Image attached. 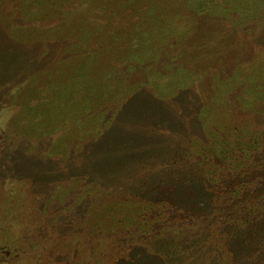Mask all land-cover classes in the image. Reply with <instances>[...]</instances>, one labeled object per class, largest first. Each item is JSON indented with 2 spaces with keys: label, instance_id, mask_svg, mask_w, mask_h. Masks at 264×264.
<instances>
[{
  "label": "trees",
  "instance_id": "16d2710c",
  "mask_svg": "<svg viewBox=\"0 0 264 264\" xmlns=\"http://www.w3.org/2000/svg\"><path fill=\"white\" fill-rule=\"evenodd\" d=\"M4 1L9 3L10 8L8 12L5 14L2 12L0 15V33L5 31L2 20L6 23L5 26L10 25L11 22L12 26H16L22 20L26 24L18 26V34L15 35L16 38L14 37L15 43L20 46L18 47L20 52L21 46L31 51L34 42L42 41L41 36H46L42 31L39 33L37 25L33 26L31 23L48 17H40L32 9L34 5L30 4L29 0H23L22 4L16 0ZM183 1L195 5L194 8L201 14H197L196 21L201 26L205 18L211 16L210 9L217 8L219 9L217 12L231 9L234 19L231 20L230 17L229 20L231 36H236L238 27L243 24L242 21L248 25L251 21L258 20L257 17L261 14L260 19L264 18V7L260 9L251 5L245 11L241 3H246V0ZM256 1L263 2L254 0ZM259 2H256V5H259ZM252 15L257 16L252 18ZM242 16L250 18L240 19ZM217 18L224 19L220 16ZM236 19H240V22ZM260 19L255 24L257 30L252 31L251 36L256 34L264 41V20ZM196 21L190 18L186 19V24H181L187 29L186 34H188L181 36L185 44L188 43L190 35L192 37L196 35ZM133 23L142 27L139 25L142 23H139L136 17H133ZM225 26L223 25V29L226 28ZM179 36L180 34H175L174 37L176 39L174 44L178 49V46L184 47V44L178 41ZM223 36L230 37L227 33ZM57 37L50 38L60 40V37ZM250 42H254L252 38L248 40V43ZM208 43L209 41L205 40V44ZM170 45L171 42L167 43V47ZM199 45L195 48L202 49L204 44ZM16 48L15 45H6L4 39L0 40V65L2 64L0 82L6 81L7 69L10 65L7 59L10 58L12 51L17 50ZM232 48L234 50H230V54H234L233 57L229 56L230 54L220 58L217 56L215 63H205L207 65L201 67L198 65L197 69L194 68L192 75L213 68L212 71L215 72L212 79L216 81L225 74L226 79H222L221 82L230 83L228 90L230 95L241 93L237 96L236 109L238 107V111H241L240 106L245 104L247 113L250 111L254 114H263L260 125L254 124L250 119L206 122L205 118L210 115V110L225 108L222 103L215 100L219 94L217 93L219 86L211 85L215 90L213 88L210 95L205 93L207 91H203L204 88L203 90L200 87L195 88L196 101L201 102L195 109L190 108L191 115H194L192 119L183 122L181 116L174 111L175 114L172 113L173 115L168 119L153 124L149 132L144 134L142 132L130 134L123 128L121 131L125 132L116 130V134H113L115 127H111L108 131H104L98 140H90L84 135V138L82 135L74 136L75 138H71L68 145L65 144L67 149L63 145L60 146L62 142L58 140L60 144H53L48 149L53 151L52 154L56 153L54 155L44 149L41 150L40 147L45 144L43 141L39 143L37 139L27 140L23 137L24 133L17 137L12 136V139H17V145L13 146L15 148L11 155L7 154L4 158H0V164L7 163L4 165L7 170L2 172L0 177V189L7 198L12 199L16 196L15 201L23 206L24 201L27 202L31 196H37L36 192L26 194L23 189L20 190L21 187L19 195L15 192L16 187L24 182V179L18 177L17 169L21 168L25 172L27 163L31 164V168L38 164L46 169L51 159L52 164L57 165H53L55 171L50 178L53 177L51 181L55 184L47 202L54 206L57 202L56 197L65 190L64 207L61 210L59 207H53L51 212L46 213L51 220L59 216L58 210L66 211L65 217H68V223L72 224L77 219L75 213H78L79 209L86 211L91 209L89 204L92 206L93 203L89 200L90 197L102 202L99 209L96 205L97 221L92 224L94 228L92 227L93 230L88 232V236L80 235V228L84 227V223L81 222L80 228L77 229L80 231L76 230L74 234L65 238L67 245L65 264H109L111 261L113 264H182L185 258L189 262L193 260V264H197V259L201 258L208 259L212 264H235L232 236L236 232L242 236L251 235L257 228L264 233V44L255 49L256 59L251 63L259 72L254 71L248 76L234 69L235 63L231 60L237 59V47ZM202 60H199L200 64ZM20 80H23L24 84L21 92L24 87H32L35 82L32 74H24L16 83ZM45 80L47 81L46 78ZM249 80H253L254 83L245 85L244 82ZM217 82L214 84L216 85ZM232 86L237 88L233 89ZM257 87L262 88L257 92ZM33 93L35 92H29L31 96ZM29 94L25 97H29ZM252 94L254 98H248ZM15 97L13 95L8 106L0 107V128L2 127V131L7 132L10 137L17 131V121L14 118L19 116H16V112L21 113L27 108L30 110L32 106L30 102H26V98L18 105ZM168 101L164 102L168 103ZM164 106L165 104L157 110L154 109V113L167 114L165 109L162 110ZM15 107L18 109L15 110ZM163 121L168 123L163 124ZM31 131L37 133V130L30 126L25 134ZM107 134L111 136L108 137ZM44 139L47 141L48 138ZM53 139L50 137L49 141L52 143ZM105 142L107 149L101 147ZM55 148L57 149L52 150ZM61 164L64 167L66 164L68 169H59L58 165ZM9 170L11 174H6ZM128 180L133 182L126 184ZM7 202L2 201V208H5ZM114 211L117 212L116 215H113ZM42 215L41 218L45 216ZM6 224L3 220L2 223L0 222V228L4 229L3 231L0 229V259L2 260L3 256V264H15L11 262L15 257L12 252L18 240L5 238L3 233L6 231ZM230 228L236 229L232 232ZM97 231L103 237L99 242H107L109 239L112 248L102 250L95 244L98 241L92 235H96ZM98 249H101V254ZM6 250L8 256L4 254ZM178 250L184 253L176 262Z\"/></svg>",
  "mask_w": 264,
  "mask_h": 264
},
{
  "label": "rangeland",
  "instance_id": "374dc122",
  "mask_svg": "<svg viewBox=\"0 0 264 264\" xmlns=\"http://www.w3.org/2000/svg\"><path fill=\"white\" fill-rule=\"evenodd\" d=\"M16 1L19 4L24 3L23 0ZM246 1L241 3L245 11L251 5L260 9L264 7V0L262 3L256 1L259 5H256L254 0ZM29 2L34 5L32 9L40 17H48L36 18L38 20L31 23L33 26L37 25L39 33L42 31L46 36H41L42 41H35L31 51L21 46L20 52L18 50L20 46L15 43V35L18 34V26L26 23L21 20L16 26H12V22L10 25L7 22L8 26H5L4 20L1 21L5 31L4 33L1 31L0 40L4 39L6 45H15L17 50L12 51L10 58L7 59L10 65L7 69L6 81L0 82V107L8 106L13 95L16 96L18 105L26 98V102H30L34 107L32 111H30L31 106L30 110L27 108L21 113L16 112V116H19L14 118L17 121V131L11 137L7 132L2 131V127L0 128V158H4L7 154L11 155L15 148L13 146L17 145V139L12 138L21 133H24L23 137L27 140L37 139L39 143L45 142L40 148L48 151L50 146L58 145L60 142L64 143L60 146L63 145L67 149L65 144L68 145L69 140L78 135L87 136L90 140H98L101 134L111 127H115L114 133L112 131L111 134H116V130L121 131L122 128L130 134L141 132L144 134L149 132L155 123H160V120L168 119L175 114L174 111L181 116L183 122H186L194 116L191 115L190 108L195 109L201 102L196 101L195 88L200 87L202 90L204 88L203 91H207L205 93L210 95L213 88L215 90L211 85L219 86L217 88L219 94L215 100L222 103L225 108L210 110V115L205 118L206 122L250 119L254 124L262 123L263 114H254L250 111L247 113L246 106L240 99L239 102L243 104L240 106L242 110L238 111V107L236 109L237 96L241 93L230 95L228 91L230 83L221 82L222 79H226L225 74L221 79L217 78L213 81L215 70L212 71L213 68L208 67L212 72L192 75L194 68L213 64L216 58L229 55L234 50L232 47H237V59L231 60L235 63L234 69L247 76L254 71L259 72L251 63L256 59L255 49L260 48L264 41L256 34L251 36V32L257 30L255 24L262 14L257 17L258 20L251 21L248 25L242 21L243 24L238 27L236 36H231V21H229L230 17L231 20L233 19L231 9H223L220 12H217L219 10L217 8L210 9L211 18L204 17L205 21L201 26L196 21L201 14L194 8L195 5L187 4L183 0H29ZM9 8L8 2L0 1V15L2 12L3 14L8 12ZM217 16L224 19H219ZM256 16L251 17L256 18ZM133 17L142 23L139 24L142 27L135 26ZM247 17L242 16L240 19L246 20ZM190 18L196 21V35L194 37L190 35L188 43L185 44V40L182 41L181 38L187 33V29L181 24H186V19ZM240 19L236 21L240 22ZM260 20L263 21L264 18ZM223 25H226V28L223 29ZM226 33L230 37L224 38L223 35ZM175 34H180L177 37L178 41L184 44L181 48L176 43L181 51L174 44ZM55 36L56 38L59 36L60 40L50 38ZM251 38L255 44L248 43ZM205 40L209 43L205 44ZM196 41L197 45H195ZM170 42L173 46L167 47V43ZM189 44L193 45L187 46ZM199 44H204L202 49L195 48L200 46ZM188 48L195 50L194 53ZM229 56L233 57L234 54ZM201 59L203 60L200 64ZM251 69L253 70L249 71ZM1 70L2 67H0V75ZM23 73L32 74L35 82L32 87H24L21 92L24 86L23 80L18 83L16 81L24 75ZM252 81L244 83L248 86L254 83ZM214 82L218 84L215 85ZM232 88L237 87L232 86ZM261 88L257 87L256 91ZM29 92L35 93L31 96ZM205 93L203 92V95ZM28 94L29 97H25ZM249 96L248 98H254L253 94V97ZM232 97L234 99H230ZM166 100H169L168 103H165ZM208 102L211 103L210 100ZM164 104L162 110L165 109L167 113L165 115L168 117H165L164 113H154V109L157 110ZM17 109L18 107H15V110ZM164 123L168 122L163 121ZM30 126L36 129L37 133L31 131L25 134ZM111 134H107L108 137ZM46 137L47 141L44 139ZM50 137L54 138L52 143L49 141ZM106 144L107 142L102 143L101 147L107 149ZM48 152L52 154L53 151ZM54 154L56 153L52 155ZM49 161L51 162L46 169L38 164L31 168L30 163L26 164L25 172L16 167L18 177L24 179V182L16 187L15 192L19 195L20 190H24L26 194L31 192L38 194L34 195L35 197L31 196L27 202L24 201L23 206L15 201L16 196L12 199L7 198L0 189V222L2 223L3 220L8 224V227L7 224L5 226L6 231L2 233L5 234V238L18 240L12 252L15 257L11 262L15 264H65L67 248L65 238L74 234L80 228L81 222L84 223V227L80 228L81 231H77H80L82 236H88V232L93 230L92 227L94 228L92 224L97 221L98 209L102 206L101 200L90 197L89 200L93 204L92 206L89 204V207L92 210L79 209L76 215L73 214L77 219L69 224L68 217H65L66 211H60L65 203V190L56 197L57 202L54 206L47 202L55 184L51 181L53 177L50 178L55 171L53 165H57L52 164L51 159ZM4 165L0 164V177H2L1 173L7 170ZM58 168L68 169L66 164L65 167L62 164L58 165ZM6 172L11 174L10 170ZM131 182L133 180L125 183ZM2 201H8L5 208H2ZM53 207H59L60 210L57 211L59 216L51 220L46 213L51 212ZM116 214L117 212L114 211L113 215ZM40 215L44 217L41 218ZM0 229L4 230L2 227ZM234 229L236 228L231 231L233 232ZM92 237L98 241L95 244L102 250L112 248L109 239L107 242H99L103 237L98 231ZM232 242L235 264H264V233L259 228L251 235L242 236L236 232L232 236ZM98 250L101 254V249ZM183 253L178 250L176 262ZM4 254L8 256L7 250ZM183 260L182 264H193V260L190 262L186 258ZM197 260V264H212L208 259ZM111 263L112 261L109 264ZM0 264H3V256Z\"/></svg>",
  "mask_w": 264,
  "mask_h": 264
}]
</instances>
